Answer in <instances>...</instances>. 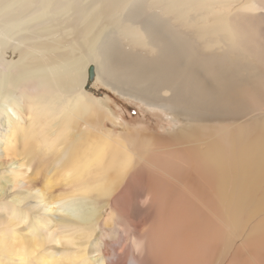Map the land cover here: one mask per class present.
I'll use <instances>...</instances> for the list:
<instances>
[{"label":"rangeland","instance_id":"rangeland-1","mask_svg":"<svg viewBox=\"0 0 264 264\" xmlns=\"http://www.w3.org/2000/svg\"><path fill=\"white\" fill-rule=\"evenodd\" d=\"M252 1L0 0V57L2 55L4 61L19 67L16 79L9 76L8 70L0 72V81L4 85L31 96L42 85V73L48 71L58 80L65 71L72 79L90 58H96L98 74L95 77L92 68V81L88 86L93 90L87 89L83 93L95 106L104 132L115 137L130 132L137 141L151 139L160 150L148 154H181L189 148L200 152L197 154L198 166L162 172L158 181L148 172L140 177L147 188L157 185L171 196L189 191L186 193L193 205L192 219L195 221L203 220L204 215L218 216L225 224L228 218L224 204L231 210L226 233L214 232L219 239L213 232L210 234L214 237L213 242L208 245V250H203L207 253L206 264H253L249 261L254 245L246 246L245 242L250 238L257 239V225L262 226L264 237V206L257 207L256 224L253 207L243 205L235 192L233 199L221 201L219 182L210 181L200 170V166L204 169L209 166L207 156L216 155L209 153L221 143L225 151L222 155L234 170L237 162L232 154H242L243 149L248 156L264 154L260 138L257 139V129L260 134L264 128V91H255L250 85L239 84L236 80L249 73L251 64L264 69L260 66L264 64V0H255L257 4L253 10H240L252 5ZM160 21L163 42L168 35L184 48V55L165 58L155 55L159 49L151 46L146 33ZM90 32L100 34L101 45L95 41L94 52L87 47V43L92 44L91 38L86 39ZM30 44L48 45L46 50L51 52V58L47 70L32 66L41 60L39 50L32 57L27 53L20 57V52ZM188 56H196L199 61L192 63ZM14 58L19 61L15 62ZM146 59H151L159 70L157 79L154 77V87H150L149 82L138 86L136 92L116 87L120 81H132L129 71H144L141 67L148 65ZM168 63L174 65L173 69L180 71L181 76L184 73L182 66H187L189 79L180 77L171 82L161 79L162 70L171 66L164 65ZM220 69L229 82L227 94L222 98L218 96ZM146 87L150 90L148 95L144 93ZM178 92L180 107L171 102L173 94ZM14 108L13 117L25 128L28 110L22 112L18 107ZM4 115L2 110L0 120ZM11 125L12 122L0 126V184L4 183V191H0V222L9 214L14 215L0 225V245L22 243L26 248V253L8 259L7 264H41L52 257L58 259L64 251L56 244L43 243L38 253L28 256L45 238L44 226L40 224L43 214L29 208L39 201H34L30 195L33 190L29 185L13 188L8 183L17 172L3 159ZM172 138L174 141L169 142ZM166 142L174 144V148L170 150ZM9 152L12 153V149ZM34 168L23 167L24 180L34 177ZM260 183L262 185L257 189L264 190V182ZM130 197L123 198L117 206L112 201L104 208L103 221L114 215L116 223L111 228L98 224L91 242L98 241L106 264H139L134 260L135 256L140 258V264H173L180 250L178 242L183 236L173 221L174 214L154 215L149 209L161 201H147L144 192L136 198L132 194ZM255 199L260 200V195ZM23 218L26 221L22 223ZM237 227L244 229L236 233ZM166 245L169 246L167 249ZM6 247L0 249V260L11 257ZM141 249L143 253L137 255ZM87 255L90 258L86 257L88 264H97L91 260L95 254Z\"/></svg>","mask_w":264,"mask_h":264},{"label":"bare ground","instance_id":"bare-ground-1","mask_svg":"<svg viewBox=\"0 0 264 264\" xmlns=\"http://www.w3.org/2000/svg\"><path fill=\"white\" fill-rule=\"evenodd\" d=\"M256 4L253 0L252 5L242 7L240 10L243 12L253 10ZM161 24L162 21L146 33V39L150 41L151 46L159 49L155 55L159 54L164 58L184 55V48L178 42H173L168 35L166 42L165 40L163 42L160 33ZM138 31L141 30L138 28ZM99 35L97 32H90L86 35L87 40L90 38L92 40V44L87 43V47L93 52L94 42L100 43ZM47 47L48 45L30 44L26 50L20 52L22 53L20 57H23L24 53L32 57L38 54L39 50L42 52L39 55L41 60L32 66L36 69L47 70L48 61L51 58V52L46 50ZM15 58V62L19 61ZM188 58L192 63L199 61L196 56H188ZM95 60L96 58H90L87 65H83L81 71L72 79L65 71L58 80L53 79L48 71L42 73L40 75L42 85L31 96L18 93L8 84L4 85L0 81V112L3 110L5 113L3 119L0 120V126H6L12 122L11 131L6 137L8 144L3 150V159L17 170L11 182L8 183L13 188L20 187L21 184L29 185V189L33 190L30 195L34 201L39 199L29 208L35 213L43 214L40 224L44 226L45 238L40 240L39 247H35L28 256L38 253L43 243H50L60 246L64 255H60L58 259L52 257L51 260L41 261V264H88L90 258L87 254L89 253L90 255L95 254L91 260L97 264H106L101 257L103 251L98 246V241L91 242L98 224L103 228H109V226L111 228L116 223L113 220L114 215L103 221L104 208L112 204V201L116 205L123 198H131V194L136 198L144 192L147 201H161L149 210L161 217L166 213H173L176 227L183 232L181 242H178L181 244L180 250L179 253L176 251L178 256L173 264H199L200 261L206 264L207 253L203 250L208 248L214 237L218 238L219 235L216 236L214 232L227 231L231 210H227L224 204L228 218L225 224L218 216L204 215L203 220L195 221L192 219L193 205L186 193L189 191L171 196L157 185L147 188L140 177L141 174L148 172L152 174L155 181H158L162 172L172 173L198 166L197 154L200 152L195 150L196 148H189L181 154H148L160 150L151 139L137 141L130 132L116 137L104 132L95 106L83 93L92 81L89 70L95 69V77L98 74ZM146 60L149 61L148 65L141 67L145 69V72L129 71L128 75L132 81H120L119 86L116 85V87L135 92L139 90L138 86L147 82L150 87H154V77L157 79L159 70L151 59ZM164 65H171V63ZM260 66L264 68V64ZM182 67L184 69L182 76L180 71L173 69L174 65L165 67L161 72V79L170 82L180 77L189 79L186 75L188 67L184 65ZM5 70H8L9 76L15 79L19 73V67L10 65L9 62L3 60L1 55L0 72ZM220 71L222 77L218 96L221 95L222 98L227 94L229 82L224 71L222 69ZM112 77L114 78L115 75L112 74ZM236 80L239 84L250 85L255 91L257 89L264 91V69L256 64H251L249 73L238 76ZM92 90L87 91L92 92ZM144 93L146 95L150 93L148 87ZM236 97L238 102V96ZM171 102L176 107H180L179 92L173 94ZM14 107H18L22 112H25V109L28 110L27 118L24 120L25 128L21 121L13 117ZM259 131L257 129V139L260 138V145L264 149V128L260 134ZM172 141L174 138L169 140V142ZM19 142L22 144L15 146ZM169 142L166 143L171 150L174 144H169ZM254 148L257 151V146ZM10 149L12 153L9 152ZM138 152L140 154H137ZM209 154H216L207 156L206 162L209 166L204 169L200 166L201 161L199 166L207 179L219 182L220 200L225 201L227 198L231 200L234 198L232 193H237L243 205L254 208L256 214L253 220L257 224V207L264 206V190L257 189L262 185L260 181L264 182V154L257 153L248 156L245 154V149L237 156L232 154L237 162L235 170L229 167L226 157L222 155L225 154L223 143L217 149L212 148V153ZM25 166H35L36 170L32 179H23L21 171ZM0 191H4V183L0 184ZM257 195H260V200L255 199ZM210 199L213 198L210 197ZM11 215L14 214H9L0 222V225L4 224ZM20 221L23 223L26 219L23 218ZM249 226L250 224L247 225ZM240 229L244 228L237 227L236 233ZM153 232L156 233L155 230ZM164 232H161L162 235ZM212 232L214 237L210 236ZM255 232L257 239L250 238L245 245H254V252H251L249 262L262 264V259H264L262 226L257 225ZM234 235L237 237V234ZM5 246L11 257L1 259L0 264H7L8 259H16L17 256L26 253V248L22 243H4L0 245V249H4ZM168 247L166 245L165 248ZM142 253L141 249L137 255ZM134 260L141 263L140 258L136 256Z\"/></svg>","mask_w":264,"mask_h":264},{"label":"water","instance_id":"water-1","mask_svg":"<svg viewBox=\"0 0 264 264\" xmlns=\"http://www.w3.org/2000/svg\"><path fill=\"white\" fill-rule=\"evenodd\" d=\"M90 73H91V75H93V70L92 69L90 70Z\"/></svg>","mask_w":264,"mask_h":264}]
</instances>
